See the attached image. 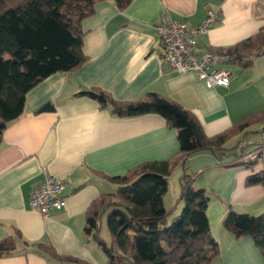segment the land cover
Returning <instances> with one entry per match:
<instances>
[{
    "label": "crops",
    "instance_id": "0c3cea01",
    "mask_svg": "<svg viewBox=\"0 0 264 264\" xmlns=\"http://www.w3.org/2000/svg\"><path fill=\"white\" fill-rule=\"evenodd\" d=\"M114 2L97 0L93 12L82 20V48L87 56L83 64L53 72L32 86L25 92L21 115L2 130L0 239L12 236L15 248L0 255V264H63L36 243L103 264L102 250L87 238L83 225L92 202L115 199L116 183L105 175L122 174L142 161L169 159L178 150L176 130L160 114H113L95 99L78 95L79 90L100 87L117 100L133 101L148 91L156 92L192 111L206 136L264 110V45L251 54L247 67L238 61L220 64L232 72L229 84L208 87L194 71L181 74L161 59L154 26L162 10L196 25L211 8L218 17L197 39V49L226 48L264 27V0H131L122 9ZM238 92L248 95L237 98ZM46 102L53 109L40 110ZM263 126L264 117L245 126L222 147L229 148L239 139L245 145L259 142ZM250 133L257 138L244 139ZM223 157L218 160L204 149L185 159L186 172H191L189 168L198 171L192 185L209 195L207 221L219 246L211 264H264L250 235L237 237L222 223L229 209L263 212L264 185H246L245 178L252 171L228 163L230 156ZM176 169L179 181L181 168ZM49 175L66 181V203L42 215L28 204L29 190ZM169 185L168 176L162 199L176 214L183 203L175 198L179 190L169 194Z\"/></svg>",
    "mask_w": 264,
    "mask_h": 264
},
{
    "label": "trees",
    "instance_id": "16d2710c",
    "mask_svg": "<svg viewBox=\"0 0 264 264\" xmlns=\"http://www.w3.org/2000/svg\"><path fill=\"white\" fill-rule=\"evenodd\" d=\"M97 0H0V140L7 123L21 115L25 92L56 71L73 70L87 59L83 53L81 22L94 10ZM131 0H115L124 8ZM264 45V27L257 33L226 48L209 49L233 55L243 67L251 64V54ZM245 58V59H244ZM113 114L138 115L155 112L176 130L178 147L169 159L146 160L122 174L105 175L116 183L112 200L92 202L86 211L84 232L104 252L103 264H211L219 255L218 241L211 234L206 208L209 195L193 184L186 172V157L197 150H210L216 159L230 156L228 163L251 170L246 185H264V167L252 170L243 161L244 147L238 141L222 147L245 126L264 117V110L240 120L222 132L206 136L196 115L173 99L148 91L141 98L117 100L100 87L79 90ZM244 131L242 134H247ZM238 147V149H237ZM180 166L178 213L166 208L162 197L168 190L169 173ZM105 214L109 242L99 233ZM223 226L235 236L250 235L264 257V211L258 214L229 209ZM37 247L63 264H91L76 256L59 254L49 244ZM15 248L12 236L0 239V255Z\"/></svg>",
    "mask_w": 264,
    "mask_h": 264
},
{
    "label": "built area",
    "instance_id": "2783aa9c",
    "mask_svg": "<svg viewBox=\"0 0 264 264\" xmlns=\"http://www.w3.org/2000/svg\"><path fill=\"white\" fill-rule=\"evenodd\" d=\"M218 17V12L211 8L206 10L204 20L196 25L172 17L167 10L159 12L154 25L161 45V59L171 65L177 72L194 71L206 86H227L232 72L220 66L233 61V55L217 53L211 50L199 51L197 39L204 34ZM259 142L251 144L240 157L243 161L252 163V170L264 167V126L258 131ZM245 140H240L239 147H244ZM66 181L63 178L49 175L29 190L28 204L42 215L52 209H61L65 205L63 189Z\"/></svg>",
    "mask_w": 264,
    "mask_h": 264
},
{
    "label": "rangeland",
    "instance_id": "374dc122",
    "mask_svg": "<svg viewBox=\"0 0 264 264\" xmlns=\"http://www.w3.org/2000/svg\"><path fill=\"white\" fill-rule=\"evenodd\" d=\"M246 95H248V93L246 94L245 92H238V94L236 95V97L237 98H241V97L244 98V97H246ZM257 136L258 135H256L255 133H250V134L246 135L244 139H249V140L251 138L256 139ZM250 147H252L251 144L244 145V150L246 151ZM237 149H238V147H237ZM224 158H226V157H222L221 159H224ZM189 169L192 172L193 177H195L198 174V171L196 172L192 168H189ZM177 172H178V170L176 169V170H174V172H172V173L169 174V184H170L169 185L170 186V192H169V194H171V190H172V192H174V194H177L176 192H178V190H179V187L177 185V184H179V181H178V173ZM105 224H106L105 214H103V216L101 215V218H100L99 233H100L101 237L103 239H105V241L109 242V239H110L109 236H110V234H109V231L107 229V226H105ZM105 259H106V256H105V254L103 252V261H105Z\"/></svg>",
    "mask_w": 264,
    "mask_h": 264
},
{
    "label": "water",
    "instance_id": "95a60500",
    "mask_svg": "<svg viewBox=\"0 0 264 264\" xmlns=\"http://www.w3.org/2000/svg\"><path fill=\"white\" fill-rule=\"evenodd\" d=\"M48 109H53L52 104H50V102H46L45 104H43V106H41L40 110H48Z\"/></svg>",
    "mask_w": 264,
    "mask_h": 264
}]
</instances>
